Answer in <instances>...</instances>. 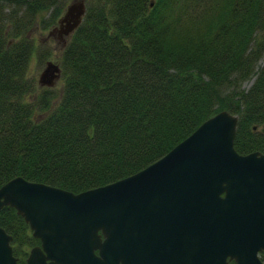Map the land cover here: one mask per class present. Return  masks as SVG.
<instances>
[{"label":"trees","instance_id":"1","mask_svg":"<svg viewBox=\"0 0 264 264\" xmlns=\"http://www.w3.org/2000/svg\"><path fill=\"white\" fill-rule=\"evenodd\" d=\"M84 1L58 56L60 91L38 92L29 32L45 9L40 27L57 23L65 2L0 0V185L21 175L79 192L115 181L221 109L238 115L235 149L264 153V0ZM0 225L23 262L28 223L4 205Z\"/></svg>","mask_w":264,"mask_h":264},{"label":"water","instance_id":"2","mask_svg":"<svg viewBox=\"0 0 264 264\" xmlns=\"http://www.w3.org/2000/svg\"><path fill=\"white\" fill-rule=\"evenodd\" d=\"M85 9L84 0L68 3L49 34L68 36ZM59 75V65L47 61L39 82L52 86ZM237 121V114L221 109L147 166L79 192L21 175L1 184L0 209L13 206L32 235L41 239V247H31L25 264H80L86 256L92 258L99 226L145 225L151 243L155 236L167 243L164 248L178 244L192 259L206 258L197 254L206 255L212 231L260 227L264 153L235 149ZM11 240L0 225V264H19ZM103 254H112V247L103 246ZM47 257L52 260L47 262Z\"/></svg>","mask_w":264,"mask_h":264},{"label":"flooded vegetation","instance_id":"3","mask_svg":"<svg viewBox=\"0 0 264 264\" xmlns=\"http://www.w3.org/2000/svg\"><path fill=\"white\" fill-rule=\"evenodd\" d=\"M78 235L68 234L69 237ZM150 239V232L145 225L99 226L91 250L93 257L86 256L80 264H264V224L257 228L243 226L238 230L210 232L206 255L196 253L200 258L206 256L205 259L190 258L191 254L186 255L178 244L164 248V244H167L164 240H157L154 236V243H151ZM106 245L112 247V254L107 257L103 254V246ZM34 246L41 247V239L35 235ZM26 258L20 262L16 257L19 264H25ZM51 260L46 258L47 262Z\"/></svg>","mask_w":264,"mask_h":264},{"label":"rangeland","instance_id":"4","mask_svg":"<svg viewBox=\"0 0 264 264\" xmlns=\"http://www.w3.org/2000/svg\"><path fill=\"white\" fill-rule=\"evenodd\" d=\"M65 2L64 8L62 9V12L60 15H62L66 5L70 3L73 0H63ZM48 9L42 10L37 14V22L36 24L30 29L29 36L34 40L36 49L35 52L32 53L28 67H27V76L32 80L35 89L39 92L41 87L44 86L39 82V76L44 67L46 66L47 61H52L54 63H59L58 56L60 55V52L62 50V47L65 45L67 41L66 37H60L57 34H49L50 29L57 25L55 23L54 25H50L46 28L40 27L38 24L39 19L46 16L48 14ZM60 17V16H59ZM49 48L50 55L45 58H41L40 51L43 49ZM264 63V52L259 59V64ZM252 82V78L249 80H245L243 82V85L245 87H248ZM62 86V79L60 76L54 81L52 87L55 88L57 91H60Z\"/></svg>","mask_w":264,"mask_h":264}]
</instances>
